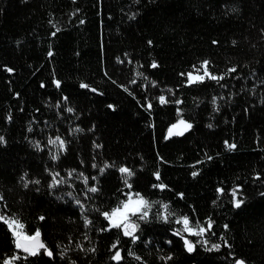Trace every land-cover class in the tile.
<instances>
[{"label":"trees","instance_id":"1","mask_svg":"<svg viewBox=\"0 0 264 264\" xmlns=\"http://www.w3.org/2000/svg\"><path fill=\"white\" fill-rule=\"evenodd\" d=\"M0 137V214L53 253L0 220V264H264V0H0ZM131 192L135 241L103 215Z\"/></svg>","mask_w":264,"mask_h":264},{"label":"snow or ice","instance_id":"2","mask_svg":"<svg viewBox=\"0 0 264 264\" xmlns=\"http://www.w3.org/2000/svg\"><path fill=\"white\" fill-rule=\"evenodd\" d=\"M49 55H51V53H49ZM208 63H209L208 61H204L203 64H202V67L204 69V75L203 76H201V75L193 76L192 73H188L189 83L203 81L205 76H207V77H209L211 79H223V77H217V76H214V75H212L211 73L208 72V70H207ZM152 67H157V65L155 63H153ZM8 70L11 71V69H8ZM197 71H199V70H197ZM230 71H235V69H231ZM56 84H57V86H59L60 82L56 81ZM81 87L86 88V87H88V85L82 84ZM93 91H95V90L93 89ZM159 99H160V101L162 103L166 102V99L163 96H161ZM109 107H112V106L110 105ZM148 107L150 108L151 104H149ZM68 111H72V109H68ZM179 125H183L185 131L192 127L191 124H188L184 120H180L179 121ZM177 127H178V125H173L172 128L169 129V135H172L173 134V129H175ZM209 127H211V125H209ZM175 134H182V132H178V133H175ZM57 141L60 142L61 147L64 146V142L60 141L59 137H57L55 141L50 140L49 143H56ZM2 142H4V138L0 137V143H2ZM225 143H226L227 147L230 150L234 149L236 147L235 144H228L227 141ZM55 158L56 157H53V159H55ZM209 159H211V157H209ZM94 167H95V165H94ZM106 167H107V165H106ZM103 171H104V169H101V172H103ZM119 171L121 173L126 174L128 177H131L133 175V172L130 169L126 168V167H121L119 169ZM69 175H71V173H69ZM192 175L195 176V175H197V173L193 172ZM156 176H157V179H159V173H156ZM93 179H95V178L93 177ZM53 180H54V184L60 182V181H57L55 179V177L53 178ZM85 182H87V178H85ZM36 183H39V181H36ZM128 186L131 187V185H128ZM25 187H27V184H25ZM154 187L164 188L166 186L163 185V184H160V185H154ZM97 190L98 189L95 188V187H92V188L89 189L90 192H96ZM218 191H223V190L219 189ZM236 194H237V190L234 189L233 190V197L234 198H235ZM137 196L139 197V194H137ZM0 199H3L2 195H0ZM77 203H79V201H77ZM242 203H243L242 200H236L235 206L239 207ZM148 206H149L148 201L144 200L143 197H139V199H137L136 201H131V199H130L128 202H124L120 208L113 209V211L111 213L104 212L103 215L105 216L106 219L109 220L111 227H117V228L123 227L124 235L132 236L133 240L135 241V239H137L138 237H136L134 235V233H135L136 229L139 227V225H137V224H129L128 223L129 214L136 215L137 213H142L139 216V218L141 220H143L148 215L147 211H144L143 209L147 208ZM164 207L166 209L167 205H164ZM40 219H44V217H41ZM163 219L167 220L168 216L165 215L163 217ZM0 220H4L5 223H8L10 229H12L13 227L20 228V229L23 228V225L20 224L14 218L9 221V220H5L4 216L0 215ZM181 222L183 223V226H184L183 227V231L184 232H187V233H190V234H193V235H197V236H200V235L204 234L206 231H208L212 227V222L211 221L208 222L207 227L199 226V224H197V227H190V221H189V218L187 216L181 217L180 220L177 221V223H181ZM89 223H91V221H88L86 219L85 220V224L87 225ZM225 227H227V225H225ZM179 234L180 233L178 232L177 235H179ZM13 235L17 237V239L15 241L16 247L18 249H23V251L27 252L29 255H32V256L37 255L40 249H45L46 250V254L48 256H52L53 255V253H52V251L50 249H46V246L43 243L39 242V236H40V231L39 230H37L35 235L32 236V237H24L25 241H34L35 243L21 242L20 234L18 232L14 231ZM184 243H185V246L187 248V251H189V252L194 251V247L195 246H194L192 241H190L187 238H185L184 239ZM205 243H206V241H205ZM115 247H116V245L114 244L113 248H115ZM218 248H219V245H212V248H210L209 251H211L212 249H218ZM92 251H94V249ZM17 258L18 257H13V259H17ZM112 259L116 260V261L122 260L123 257L121 256L120 251H117L115 253V255L112 257ZM137 259H139V258H137ZM169 259H170V257H169ZM5 264H11V261H7L6 260ZM236 264H245V262L242 261V260H238V261H236Z\"/></svg>","mask_w":264,"mask_h":264},{"label":"rangeland","instance_id":"3","mask_svg":"<svg viewBox=\"0 0 264 264\" xmlns=\"http://www.w3.org/2000/svg\"><path fill=\"white\" fill-rule=\"evenodd\" d=\"M199 71H195V72H192V74H193V76H197V75H201V76H203L204 75V69H203V67H201V68H199L198 69ZM205 77H207V76H205ZM187 79H188V81H189V78H188V74H187ZM180 120H183V119H179V120H177L176 122H174V123H172L168 128H167V130H166V137H170V136H173V135H180V134H175V133H178V132H185V130H184V126L183 125H179V121ZM185 121V120H184ZM187 122V121H186ZM188 123V122H187ZM188 124H190V123H188ZM173 125H178V127L177 128H175V129H173V134L172 135H169V129L170 128H172V126ZM188 130V129H187ZM139 197H142L141 195H139ZM139 197L137 196V194H134V193H129L128 195H127V198H126V200H124L123 202H122V204L124 203V202H128L130 199H131V201H136L137 199H139ZM143 199L144 200H146L144 197H143ZM122 204H121V206H122ZM120 206V207H121ZM120 207H117V208H120ZM117 208H115V209H117ZM144 211H147V213H148V207L147 208H145V209H143ZM113 211V210H112ZM111 211V212H112ZM111 212H109V213H111ZM137 214H139V215H141L142 213H137ZM1 215V214H0ZM131 214H129V217H128V223L129 224H134L132 221H131ZM5 217V216H4ZM5 220H11V218H9V217H5ZM4 221V220H3ZM108 222H109V220H108ZM109 224H110V222H109ZM7 225H8V223H7ZM8 227H9V225H8ZM181 227H182V232H183V234H188V235H192V236H194L195 238H196V240L198 241V242H205L204 241V235H205V233L207 232H205L204 234H202V235H200V236H197V235H193V234H190V233H187V232H184L183 231V223L181 222ZM190 227H197V226H191L190 225ZM121 229L123 230V232H124V229H123V227H121ZM12 232H18L19 234H20V237H30V236H28L27 234H25L24 233V231H23V229H20V228H15V227H13L12 229H10ZM198 230V229H197ZM16 237V236H15ZM207 245V247H209V245L208 244H206ZM210 247H212V246H210ZM7 261H10V260H7Z\"/></svg>","mask_w":264,"mask_h":264},{"label":"water","instance_id":"4","mask_svg":"<svg viewBox=\"0 0 264 264\" xmlns=\"http://www.w3.org/2000/svg\"><path fill=\"white\" fill-rule=\"evenodd\" d=\"M34 235H35V234H34ZM34 235H33V236H34ZM31 237H32V236H31ZM16 239H17V237L15 238V241H16ZM20 239H21V242L35 243L34 241H25V240H24V237H20ZM39 242H40V243H43V241H42V239H41V236H39ZM43 244H44V243H43ZM19 250H20L21 252L25 253V254H28L27 252H24L23 249H19ZM40 250H45V249H40ZM40 250H39V251H40ZM45 252H46V250H45Z\"/></svg>","mask_w":264,"mask_h":264}]
</instances>
